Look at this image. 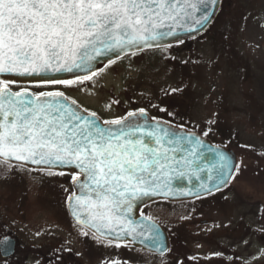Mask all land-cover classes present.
Wrapping results in <instances>:
<instances>
[{
    "label": "snow or ice",
    "instance_id": "1",
    "mask_svg": "<svg viewBox=\"0 0 264 264\" xmlns=\"http://www.w3.org/2000/svg\"><path fill=\"white\" fill-rule=\"evenodd\" d=\"M216 6L217 0H0V168L7 172L31 164L38 167L30 171L61 176L65 172L54 169L74 170L71 179L79 194L66 199L87 229L83 235L91 230L96 239L144 237L137 232L142 225L129 217L133 201L175 195L169 186L172 164L190 166L188 157L202 155L204 141L194 132L179 136L156 117L147 118L143 108L128 113L146 118L142 123L128 117L101 121L95 112L78 110L77 102L60 89L91 80L96 75L91 61L102 54L115 53L109 61L115 63L122 54L146 48L163 52L171 47L162 43L169 37L183 43L177 29H206ZM189 19L198 27L185 28ZM76 72L85 74L62 76ZM211 131L208 127L202 135ZM213 151L216 174L208 175L213 186L201 182L197 192L181 194L211 195L241 173L227 152ZM170 153L188 155L177 160ZM148 238L158 250L164 247L155 225Z\"/></svg>",
    "mask_w": 264,
    "mask_h": 264
},
{
    "label": "rangeland",
    "instance_id": "2",
    "mask_svg": "<svg viewBox=\"0 0 264 264\" xmlns=\"http://www.w3.org/2000/svg\"><path fill=\"white\" fill-rule=\"evenodd\" d=\"M161 53L164 66L170 69L169 79L141 75L143 68L159 64L158 57L127 54L106 63L91 80L60 90L103 120L143 108L157 119L180 121L183 128L201 135L211 127L205 137L234 149L241 173L221 192L187 202L156 200L141 213L177 239L182 227L211 232L223 227L230 215L239 217L248 211L255 238L250 249L247 245L233 252L234 261L264 264V96L257 94L246 75L250 67L264 72V0H223L205 32L171 44ZM173 88L181 91L173 92ZM162 105L170 110L166 112ZM163 113L167 117L159 116ZM210 119L215 123L208 125ZM31 169L36 168L13 166L7 172L0 168V216L20 246L48 248L72 264H183L172 252L157 256L129 242L117 247V242L96 239L91 232L83 235L85 229L72 220L67 207L66 198L74 193L72 173L48 175ZM202 219H208L209 225L201 224ZM212 243L210 238L196 242L194 237L190 246L196 256L211 259L218 254L211 249ZM48 259L43 255L38 261L28 254L29 264H45ZM15 262L0 254V264Z\"/></svg>",
    "mask_w": 264,
    "mask_h": 264
},
{
    "label": "water",
    "instance_id": "3",
    "mask_svg": "<svg viewBox=\"0 0 264 264\" xmlns=\"http://www.w3.org/2000/svg\"><path fill=\"white\" fill-rule=\"evenodd\" d=\"M222 1L223 0H217V6L215 8H211L210 11L213 13V16L211 18V23L208 24L207 28L204 30H200V31H194V32H187L184 30V28H179L177 29V31L180 33L181 38H183L184 40L190 39V38H194L200 34H202L203 32H205L210 26L211 24L214 22L220 8L222 5ZM199 15V14H197ZM197 28L198 26L196 24H194L190 19L188 21V23L185 25V28ZM162 43L164 44H174L177 43L175 38L169 37L167 40L162 41ZM146 49H151V48H146ZM127 55V54H122L120 57ZM115 57V53H107V54H102L100 56H97L93 61H91L92 67L93 69L96 70V72H98L106 63H108L111 59H113ZM85 73L83 72H76V73H63L62 76H64L65 78H74V76L76 75H84ZM72 100V99H70ZM78 106V110H80L83 113V110H85L79 103H77ZM88 113H91L89 111H87ZM138 113V111H136ZM147 113V118H151L152 116L146 111ZM86 114V113H85ZM99 117V119L101 121H103V119L97 115ZM128 117V115L126 116ZM144 117H139L138 115L136 117H128V120H135L137 122H143L144 121ZM163 126L170 128L171 131H174L176 133H178L179 136H185L186 134L190 133V132H194L197 135H199L201 137V139L204 141V148H201L199 150V153H201L202 155H197V156H189L188 159L192 161L191 165L188 166L186 164H181L180 166H177L175 163L172 164V168L170 170V188L172 190L173 193H175V195H168V196H164L162 194L159 195H154L151 197H144L142 199L139 200H135L133 201V209L132 212L129 213V217L132 219L134 224H138V225H142V227L137 228V232L143 231L144 232V237H140L137 236L135 241L132 240V236H122L121 239L116 240L114 237L112 236H108L107 238H102V239H106V240H113L114 242H131L133 243L134 246L136 247H140L144 250L156 253L158 255H165L168 250H169V235L167 233V231L164 229V227L157 222L156 220L144 215L141 213V209L156 200H168V201H183V200H190V199H195L197 198L196 195H192V194H181V192H192L195 193L199 190V185L201 184V182H205L208 184V187H212L213 184L215 183V181H208V175L209 172L212 173V175L214 176L215 170L212 169V165L216 162V157H215V153H214V149L219 148L221 151L227 152L233 159V163L238 164V156L237 153L235 152L234 149L229 148V147H225V146H221V145H217L215 143H213L210 139H208L207 137L201 135L200 133H197L195 131H191L188 130L186 128H182L179 127L175 124L169 123L167 121L164 120H160L157 119ZM149 123L155 124V121H151L149 119ZM107 127V125H105ZM113 127H117V126H113ZM187 146V145H186ZM165 147H170V145H165ZM170 155H174L176 157L177 160H180L182 156H187V153H170ZM11 163L17 164V162L12 161ZM26 167H30V168H37L38 166L36 165H31V164H27L25 165ZM203 169V170H201ZM54 170L57 171H65V172H71L73 173L74 170H70V169H66V168H61L58 167ZM183 172L184 175H180V173ZM81 179H83V176H81ZM73 188H74V192L76 194H79L77 192L76 187L74 186L73 183ZM226 187H222V189H224ZM221 189V190H222ZM217 191H213L212 193H215ZM208 194L204 193L203 191H200V196L199 197H203V196H207ZM68 207V211L70 214V217L72 218V220L82 226L81 224H79L77 222V220L75 219V217L72 215L70 208L67 204ZM86 215V212H85ZM82 219L84 218L83 216L81 217ZM150 218V219H148ZM151 225H155V227L159 230V233L161 234V239L164 242V247L163 248H159L158 250V245L155 244L149 237V231H150V226ZM91 231V230H90ZM143 241V242H141ZM16 246H17V238L14 235H6V236H2L0 238V254L3 258H8L11 257L12 255L15 254L16 251Z\"/></svg>",
    "mask_w": 264,
    "mask_h": 264
},
{
    "label": "flooded vegetation",
    "instance_id": "4",
    "mask_svg": "<svg viewBox=\"0 0 264 264\" xmlns=\"http://www.w3.org/2000/svg\"><path fill=\"white\" fill-rule=\"evenodd\" d=\"M222 190H224V189H222ZM221 191H218V192H221ZM218 192H215V193H218ZM215 193H212V194H215ZM203 197H206V196H203ZM195 199H199V198H195ZM195 199L183 200V201L187 202V201H192ZM240 206H242V205H240ZM244 206L246 207V205H244ZM245 210L247 211V208ZM230 216H229V221L227 223H225V225H223V227H219V228L216 227L215 230H213L211 232H205V231H201V230L193 232V231H189L188 228L182 227V230H179V234H178L177 239L171 238L168 231L163 226L169 235V250L167 253L171 252V245L174 243L175 247L178 248L180 253L183 252L189 256H192L194 259L199 261L200 264H259V263H242V262L234 261L235 260L234 259V253H237L236 251H238V250L241 251V249L245 250L247 248V245H248L249 249L251 248V241H252V237L254 236L255 232H253L251 230L252 229L251 225L252 226L254 225V221L251 220V215L249 214L248 211L243 216L242 215L241 216L239 215V217L238 216L236 217L233 215H230ZM194 223L197 226V222H194ZM200 223L203 225H209L210 222L208 219H202L200 221ZM190 225H192V223H190ZM188 227L191 228L192 226L188 225ZM85 230H87V229H85ZM88 231L91 232L90 230H88ZM6 235H13V233L6 234ZM6 235H3V236H6ZM1 237L2 236H0V238ZM194 237L196 238V242L198 240H206L207 238H210L211 242L213 240L214 243H212L211 249L216 250V252H218V254L211 256V259H207V258L205 259V258H201V257L196 256V253L193 251V248H191V246H190L191 241L194 240ZM254 238H255V236H254ZM102 240L109 241L106 239H102ZM113 243H116V242L113 241ZM129 243L133 245V243H131V242H129ZM254 245H257L256 241H255ZM252 246H253V243H252ZM19 247H21V246H20V242L18 241V238H17V246H16L15 254H16ZM23 247L26 248L27 246H23ZM134 247H136V246H134ZM137 248H140V247H137ZM38 249H40V248H38ZM148 252H150V251H148ZM116 253L120 254V256H122V253L120 251L116 252ZM150 253L157 255V256H164V255H158V254L153 253V252H150ZM220 253L223 254V256H220ZM108 254L111 255V253H109V252H108ZM173 254L176 256L175 257L176 259L177 258L181 259L180 256H177V254H175V253H173ZM211 254H213V253H211ZM14 255H12L11 257H8V258H4V259H6L10 262L16 261L13 259ZM36 257L38 258V261H41V259H42L41 254L39 256H36ZM181 261H182V259H181ZM182 263H183V261H182ZM14 264H29L28 263V254L27 253L23 254L19 258V260H17ZM37 264H43V263L37 262ZM45 264H72V263L69 262V259L67 257L59 256L58 258H56L55 262H51L50 259H48Z\"/></svg>",
    "mask_w": 264,
    "mask_h": 264
},
{
    "label": "trees",
    "instance_id": "5",
    "mask_svg": "<svg viewBox=\"0 0 264 264\" xmlns=\"http://www.w3.org/2000/svg\"><path fill=\"white\" fill-rule=\"evenodd\" d=\"M140 54L149 55L151 58L152 57H154V58L158 57L159 59L157 58L158 60H156V61L160 60L159 64H157L155 66L153 65V62H152V65H153L152 67L150 65H148L147 68H143V72L141 73V75L144 78H145L146 74H149L150 76H154V75L157 74V75H160L159 78L160 77H162V78L165 77V78L169 79V77H170V74H169L170 73V69L167 66H164V61H162V60H164V58L162 57L164 55L161 53V49L160 48L145 49L144 51L138 52L135 55H130L129 57L137 56V55H140ZM246 75H247L248 80L251 82V84L256 89V91L259 92L257 94L260 97L264 96V72L258 73V72L254 71L250 67L249 70L247 71ZM162 106L167 108V109H165L166 112H167V110H170L168 108V106H165V105H162ZM159 116H161L163 118L167 117V115L164 114V113L163 114H159ZM152 117H156V116L152 115ZM169 123L176 124L177 126L182 127V128L186 127V126L182 125L180 123V121H178L179 124L174 122V121H170ZM1 219L2 218L0 216V236L6 235V234H10L11 232L9 231V229H7V227L3 223V219L2 220ZM50 252L51 251L48 248H43L41 250V249H38V248L34 249L33 247L24 248L23 246H21V247L18 248L16 254L13 256V259L16 260V261L19 260V258L25 253L33 254L35 257L39 256L41 254L42 256L43 255L45 256V259L48 257L51 262H55L56 258H58V257L52 255ZM171 252L177 254V256H180L184 264H200L199 261L194 259L192 256H189V255H187L186 253H183V252L180 253L178 248L175 247L174 243L171 245Z\"/></svg>",
    "mask_w": 264,
    "mask_h": 264
}]
</instances>
